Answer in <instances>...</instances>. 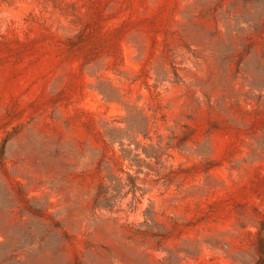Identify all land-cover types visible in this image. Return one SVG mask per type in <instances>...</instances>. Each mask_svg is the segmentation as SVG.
Returning <instances> with one entry per match:
<instances>
[{"label": "rangeland", "instance_id": "374dc122", "mask_svg": "<svg viewBox=\"0 0 264 264\" xmlns=\"http://www.w3.org/2000/svg\"><path fill=\"white\" fill-rule=\"evenodd\" d=\"M0 264H264V0H0Z\"/></svg>", "mask_w": 264, "mask_h": 264}, {"label": "trees", "instance_id": "16d2710c", "mask_svg": "<svg viewBox=\"0 0 264 264\" xmlns=\"http://www.w3.org/2000/svg\"><path fill=\"white\" fill-rule=\"evenodd\" d=\"M101 93V91H100ZM102 95H104V97L107 99V100H110V98L105 95L104 93H101ZM149 110H151L152 112V116L147 118L146 116H142V115H136V117H134V119H136V123L137 124H149V121L151 122L152 126H157V122L159 120V112H158V109L157 107L155 106H149Z\"/></svg>", "mask_w": 264, "mask_h": 264}]
</instances>
